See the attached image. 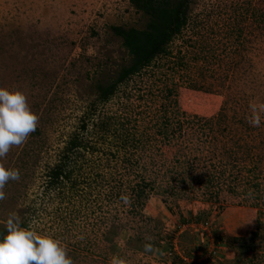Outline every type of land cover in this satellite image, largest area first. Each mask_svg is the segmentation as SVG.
<instances>
[{
  "label": "rangeland",
  "instance_id": "rangeland-1",
  "mask_svg": "<svg viewBox=\"0 0 264 264\" xmlns=\"http://www.w3.org/2000/svg\"><path fill=\"white\" fill-rule=\"evenodd\" d=\"M166 1L180 30L126 75ZM0 87L38 117L0 158V236L15 214L73 264H264V0H0Z\"/></svg>",
  "mask_w": 264,
  "mask_h": 264
},
{
  "label": "clouds",
  "instance_id": "clouds-1",
  "mask_svg": "<svg viewBox=\"0 0 264 264\" xmlns=\"http://www.w3.org/2000/svg\"><path fill=\"white\" fill-rule=\"evenodd\" d=\"M37 121L23 92L0 87V158L5 157L13 145L24 143L36 130ZM249 122L257 127L260 124L258 119ZM19 178L18 170L0 165V201L5 199V185ZM121 199L128 203L127 197ZM5 233L0 236V264H73L60 241L21 227L20 218L15 214L7 218ZM145 251L151 252L152 246L146 244Z\"/></svg>",
  "mask_w": 264,
  "mask_h": 264
},
{
  "label": "trees",
  "instance_id": "trees-1",
  "mask_svg": "<svg viewBox=\"0 0 264 264\" xmlns=\"http://www.w3.org/2000/svg\"><path fill=\"white\" fill-rule=\"evenodd\" d=\"M168 4L169 1H166L162 6H155L154 19L148 24V29L125 32V43L133 56V63L129 69H126V75L148 65L151 59L160 52L163 36H165L164 40H168L180 30L179 12L174 14L175 9ZM168 32L170 34L167 35Z\"/></svg>",
  "mask_w": 264,
  "mask_h": 264
}]
</instances>
